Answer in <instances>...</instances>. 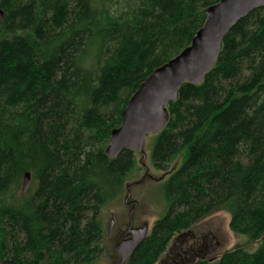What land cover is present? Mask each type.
Returning <instances> with one entry per match:
<instances>
[{"label":"trees","instance_id":"obj_1","mask_svg":"<svg viewBox=\"0 0 264 264\" xmlns=\"http://www.w3.org/2000/svg\"><path fill=\"white\" fill-rule=\"evenodd\" d=\"M219 1L121 0L119 15L113 0L1 2L0 264L103 256V208L135 167L129 151L106 155L111 132ZM169 112L151 154L168 175L167 212L126 264H157L177 234L221 211L258 249L194 264H264V8L231 29L214 70L201 85L182 86Z\"/></svg>","mask_w":264,"mask_h":264},{"label":"water","instance_id":"obj_2","mask_svg":"<svg viewBox=\"0 0 264 264\" xmlns=\"http://www.w3.org/2000/svg\"><path fill=\"white\" fill-rule=\"evenodd\" d=\"M3 0H0V4ZM264 8V0H220L210 6L203 27L196 33L189 47L157 68L140 86L129 100L121 115L120 126L111 132L110 144L106 155L116 159L123 151H129L141 156L140 165L145 169L143 179L127 186L126 204H130V189L144 182L149 176L145 162V142L147 137L156 136L166 128L170 120L169 106L179 100V92L186 84L201 85L206 75L214 70L223 50V42L231 29L243 18ZM4 11L0 7V25ZM31 184V175L24 177L22 195L26 194ZM133 211V210H132ZM131 211V224L133 212ZM115 220L111 219L108 226V236L113 232ZM149 226L129 228L130 237L120 241L115 251L119 255L116 264H126L135 251L147 239ZM191 232L180 235V240ZM221 247L215 237L207 247H203L196 256L198 260L213 262V255ZM195 257L190 262H194Z\"/></svg>","mask_w":264,"mask_h":264},{"label":"rangeland","instance_id":"obj_3","mask_svg":"<svg viewBox=\"0 0 264 264\" xmlns=\"http://www.w3.org/2000/svg\"><path fill=\"white\" fill-rule=\"evenodd\" d=\"M124 6L125 3L121 2V0H113L112 4H110L112 12L117 15L121 14V9ZM155 141L156 136H149L146 139L145 152L147 154V160L145 164L149 169V176L144 182L137 184L130 189L129 202H131V205L126 204V188L129 185L140 182L145 176V169L140 165L141 156L139 155H135V167L123 180L122 188L117 198L109 202L103 208L102 221L105 233L103 241L104 254L93 264H116L118 262L119 255L116 253L115 247L120 241V238L118 237L122 232H125L129 224L132 207H135L133 214L134 227L139 228L148 225V235L151 234L156 223L166 214L167 203L164 198L163 187L164 181L168 178V175L156 170L151 162L152 148ZM185 154L186 151L172 161L171 173L178 170L183 164ZM111 219L115 220V224L113 234L110 237L108 236V226ZM230 222V213L227 211H221L207 218L193 229V232L203 239L204 246H208L212 237H215L221 244V247L213 255L216 257V262H218L225 253L237 248L253 253L260 245L259 241L251 242L246 237L235 234L230 228ZM184 233L186 232L177 234L174 239ZM174 239L169 244L166 252L157 264H162V262L166 261L168 257L170 263L171 259H174L175 253L172 249L180 245V243H174Z\"/></svg>","mask_w":264,"mask_h":264},{"label":"flooded vegetation","instance_id":"obj_4","mask_svg":"<svg viewBox=\"0 0 264 264\" xmlns=\"http://www.w3.org/2000/svg\"><path fill=\"white\" fill-rule=\"evenodd\" d=\"M129 205H131V202ZM131 211L133 212L132 214H134L135 207H132ZM129 228H135L134 219H133V223L131 224V212H130V221L125 232L124 233L122 232V234L118 237L120 238V241L128 239L131 236L130 233L128 232ZM173 242L180 243L178 247L172 249V251H174L175 253L174 259H171V263H170L168 257L166 261L162 262V264H194L197 261H200L196 258V256L199 254V252L202 250L203 247H206L204 246L203 239L201 237H198L197 234L193 232V230L191 231L190 235H187L184 238H181L180 240L177 241L174 239ZM194 257H195L194 262H190Z\"/></svg>","mask_w":264,"mask_h":264},{"label":"bare ground","instance_id":"obj_5","mask_svg":"<svg viewBox=\"0 0 264 264\" xmlns=\"http://www.w3.org/2000/svg\"><path fill=\"white\" fill-rule=\"evenodd\" d=\"M122 102V101H121ZM99 144V143H98Z\"/></svg>","mask_w":264,"mask_h":264}]
</instances>
